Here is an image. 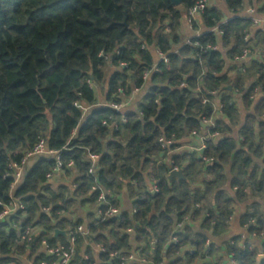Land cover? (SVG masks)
I'll return each mask as SVG.
<instances>
[{
    "label": "clouds",
    "instance_id": "1",
    "mask_svg": "<svg viewBox=\"0 0 264 264\" xmlns=\"http://www.w3.org/2000/svg\"><path fill=\"white\" fill-rule=\"evenodd\" d=\"M0 12V264H264V0Z\"/></svg>",
    "mask_w": 264,
    "mask_h": 264
},
{
    "label": "trees",
    "instance_id": "2",
    "mask_svg": "<svg viewBox=\"0 0 264 264\" xmlns=\"http://www.w3.org/2000/svg\"><path fill=\"white\" fill-rule=\"evenodd\" d=\"M4 14H5V13L0 12V15H4ZM17 30L20 31L21 29L17 28Z\"/></svg>",
    "mask_w": 264,
    "mask_h": 264
}]
</instances>
